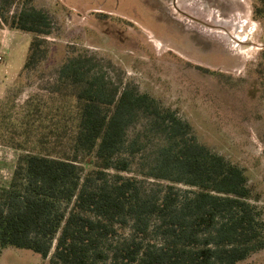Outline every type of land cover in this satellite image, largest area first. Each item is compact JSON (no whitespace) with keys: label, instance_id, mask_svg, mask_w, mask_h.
Here are the masks:
<instances>
[{"label":"trees","instance_id":"16d2710c","mask_svg":"<svg viewBox=\"0 0 264 264\" xmlns=\"http://www.w3.org/2000/svg\"><path fill=\"white\" fill-rule=\"evenodd\" d=\"M0 29L33 33L25 67L48 35L42 11L6 16ZM255 17L264 22V0ZM89 60L58 71L52 126L19 145L8 185L0 186V252L12 247L50 264H242L264 250V219L248 177L200 143L192 126L147 93L109 88ZM264 83V69H259ZM142 123L157 138L130 131ZM30 135V133H28ZM146 160L138 175L132 167Z\"/></svg>","mask_w":264,"mask_h":264},{"label":"rangeland","instance_id":"374dc122","mask_svg":"<svg viewBox=\"0 0 264 264\" xmlns=\"http://www.w3.org/2000/svg\"><path fill=\"white\" fill-rule=\"evenodd\" d=\"M162 1L18 0L5 9L6 16L44 12L50 33L40 36V58L25 67L36 35L0 29V186L9 184L25 154L19 145L37 137L38 124L51 127L57 121L51 89L60 68L89 60L90 75L100 74L109 88L153 96L188 122L200 143L241 167L264 219V83L259 74L264 22L255 17L262 4L191 0L179 5L176 0L180 13L174 0ZM190 13L198 21L186 18ZM226 31L248 36L245 46L228 44ZM145 126L140 122L130 135L149 143L146 154L152 156L157 138ZM145 163L138 156L133 173L145 171ZM0 264L50 263L31 250L8 247L0 252ZM242 264H264V250Z\"/></svg>","mask_w":264,"mask_h":264},{"label":"bare ground","instance_id":"6f19581e","mask_svg":"<svg viewBox=\"0 0 264 264\" xmlns=\"http://www.w3.org/2000/svg\"><path fill=\"white\" fill-rule=\"evenodd\" d=\"M162 1V0H161ZM179 1V0H178ZM178 1L176 2V0H174L173 1V7H174V9L175 10H178V12H180V13H182V11H180L178 8H179V6L177 5L178 4ZM188 1H191V0H183V2L180 0L179 1V5H181V4H186L187 5V2ZM200 1H202V0H200ZM195 2H197V1H195ZM195 2H192V3H189L188 5H192V4H195ZM172 3V2H171ZM201 3V2H200ZM165 5H167L165 2H163L162 1V8H166V6ZM186 11V10H185ZM192 11V10H191ZM168 13V15H170V12H167ZM171 16V15H170ZM187 17L186 18H190V19H194V21L195 20H197L198 21V18L197 17H195L194 15H192L191 16V13H190V15H186ZM196 22V21H195ZM200 22H202V24L203 23H205V22H203V21H200ZM212 23V22H211ZM220 23V22H219ZM224 23H226V24H229L227 21H225ZM207 24V23H206ZM209 26H212V27H216V28H218V29H223V28H226V27H224L223 25V27L222 26H220V25H218V24H216V25H214V24H210ZM228 26V25H227ZM213 29V28H212ZM225 30V29H224ZM223 30V32H225ZM219 34H220V32H219ZM223 35V34H222ZM225 37L228 39V44H232L233 46H235V47H239V46H245L244 45V43H246V41L248 40L247 39V37L245 36V37H240L237 33H236V31H233V32H231V33H229L228 31H226V33H225ZM230 42V43H229Z\"/></svg>","mask_w":264,"mask_h":264},{"label":"built area","instance_id":"2783aa9c","mask_svg":"<svg viewBox=\"0 0 264 264\" xmlns=\"http://www.w3.org/2000/svg\"><path fill=\"white\" fill-rule=\"evenodd\" d=\"M1 61H2V57L0 56V63H1Z\"/></svg>","mask_w":264,"mask_h":264}]
</instances>
